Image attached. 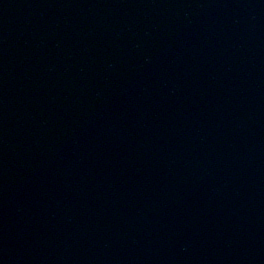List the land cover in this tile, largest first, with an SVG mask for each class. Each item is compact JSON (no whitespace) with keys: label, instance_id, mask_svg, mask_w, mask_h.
<instances>
[{"label":"water","instance_id":"1","mask_svg":"<svg viewBox=\"0 0 264 264\" xmlns=\"http://www.w3.org/2000/svg\"><path fill=\"white\" fill-rule=\"evenodd\" d=\"M132 264H264V0H107Z\"/></svg>","mask_w":264,"mask_h":264}]
</instances>
